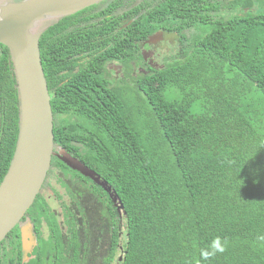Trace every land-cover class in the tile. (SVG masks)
<instances>
[{
	"label": "trees",
	"instance_id": "16d2710c",
	"mask_svg": "<svg viewBox=\"0 0 264 264\" xmlns=\"http://www.w3.org/2000/svg\"><path fill=\"white\" fill-rule=\"evenodd\" d=\"M97 6L47 26L39 52L53 142L118 200L53 156L46 180L54 176L64 190L61 211L42 195L45 180L21 218L29 217L36 235L29 259H22L16 225L0 241V264H264V0H159L143 8L102 55L159 28L192 29L182 33L184 56L136 76L130 90L102 92L90 89L81 70L62 81L51 61L70 45L95 52L92 37L106 27L71 22ZM18 123L13 65L0 44V182ZM217 238L226 250L202 259Z\"/></svg>",
	"mask_w": 264,
	"mask_h": 264
},
{
	"label": "water",
	"instance_id": "95a60500",
	"mask_svg": "<svg viewBox=\"0 0 264 264\" xmlns=\"http://www.w3.org/2000/svg\"><path fill=\"white\" fill-rule=\"evenodd\" d=\"M99 1L102 0H11L0 6V44L9 50L19 100L16 144L0 182V241L19 224L39 194L53 156L100 185L114 203L118 200L94 170L64 150L54 151L53 114L39 52V37L44 29L36 30L40 20L70 15ZM34 243L28 230L21 227L24 259Z\"/></svg>",
	"mask_w": 264,
	"mask_h": 264
},
{
	"label": "flooded vegetation",
	"instance_id": "af4514ba",
	"mask_svg": "<svg viewBox=\"0 0 264 264\" xmlns=\"http://www.w3.org/2000/svg\"><path fill=\"white\" fill-rule=\"evenodd\" d=\"M109 1L112 0L97 2L96 4H98V6L90 9L88 15H82L79 19L71 22L72 24L80 26L100 25L104 28L106 27L107 30L104 35L92 37L97 46V49L92 55H89V51L85 46L77 45H70L67 46L66 49H63L65 52L64 55H61L58 51L57 53L52 52L51 61L53 64V71H55L59 77L62 75L66 76L62 81H69L72 75L77 74L81 70V72H83L82 75L85 77V81L87 82V78L90 79V89L95 92H102L105 87H120L124 89L125 86H127V89L130 90L135 87L136 76L146 75L150 73V70L163 68L169 60L184 56L185 48L183 43L185 37L182 36V33L189 37L192 29H181V32H178L176 30L159 28L148 34L143 40L136 41L133 39L128 45L123 44L124 49L121 53L113 52L102 55L105 50L111 48L114 40L113 34L119 30L133 28V21L138 16V13H140L143 8H152L159 0H130L128 4H124L123 7L119 9L107 6V2ZM140 3H142V6L136 12L131 11L134 6ZM57 19L58 18L45 19L48 23L40 29L43 28L45 30L47 26ZM164 40H168V44L165 46L162 45ZM94 49V47L91 48V50ZM110 54H112V56ZM159 55L162 59L166 58L161 66L155 64L157 63L155 62V58ZM73 87L76 89L80 88L75 85H73ZM61 150H64L73 157L64 147L54 143V151L60 153ZM107 194L110 200L113 201L109 192H107ZM17 225L19 228L20 241L21 227H25L33 237L35 245L36 235L33 232V225L29 217L20 220ZM26 240L30 241V236L28 237V235H26ZM34 245H32L30 252ZM29 253H27V259H24L22 254L23 261L29 259Z\"/></svg>",
	"mask_w": 264,
	"mask_h": 264
},
{
	"label": "rangeland",
	"instance_id": "374dc122",
	"mask_svg": "<svg viewBox=\"0 0 264 264\" xmlns=\"http://www.w3.org/2000/svg\"><path fill=\"white\" fill-rule=\"evenodd\" d=\"M7 1H11V0H0V6L3 5L5 2ZM48 22H46L45 20H40L37 22L36 24V30L40 29L41 27L45 26ZM167 39H170V38H167ZM171 40V39H170ZM168 44V40H164L162 42V45H167ZM164 50V49H163ZM166 58L162 59V57L157 56L155 58V63L157 66H161L162 63L165 61ZM170 61V60H169ZM168 61V62H169ZM162 68V67H161ZM54 173V172H53ZM56 192L60 195H62V198L59 199L57 197V194ZM41 193L42 195H44L46 197V201L49 205V207L51 209H54L55 211L59 212L61 211V200L62 199H66V195L64 193V190L60 187L59 183L56 181V178L54 176H49L46 180V184L45 186L43 187V189L41 190ZM60 218V216H59ZM116 258H121V253L118 252L116 254Z\"/></svg>",
	"mask_w": 264,
	"mask_h": 264
},
{
	"label": "clouds",
	"instance_id": "9594fccd",
	"mask_svg": "<svg viewBox=\"0 0 264 264\" xmlns=\"http://www.w3.org/2000/svg\"><path fill=\"white\" fill-rule=\"evenodd\" d=\"M225 250V246L220 242V239L217 238L213 241L210 250L201 251V257L202 259L207 260L210 256H214L216 253H223Z\"/></svg>",
	"mask_w": 264,
	"mask_h": 264
}]
</instances>
